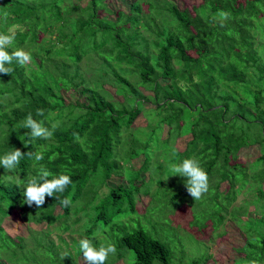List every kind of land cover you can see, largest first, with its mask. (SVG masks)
I'll list each match as a JSON object with an SVG mask.
<instances>
[{"label": "trees", "instance_id": "obj_1", "mask_svg": "<svg viewBox=\"0 0 264 264\" xmlns=\"http://www.w3.org/2000/svg\"><path fill=\"white\" fill-rule=\"evenodd\" d=\"M78 1L0 0V32L16 33L8 50L23 48L32 55L25 65L13 61V71L0 74V155L14 148L44 152L39 162L25 155L15 172L0 166V222L18 209L27 224H58L59 233L79 234L68 240L58 234L57 241L45 235L37 243L43 233L33 232L28 244L15 242L0 227V242L19 244L38 264H88L79 240L101 244L97 229L107 242L113 240L118 260L126 248L134 254L132 264H169L168 243L141 228L126 231V223L160 214L173 229L187 209V224L175 222L177 227L194 236L214 235L225 220H235L245 242L234 263L264 264V0H202L183 11L170 0H134L127 13L109 11L106 0ZM101 11L114 19L102 18ZM108 84L113 94L104 88ZM79 89L86 102L66 103L59 93ZM29 113L49 128L58 124L51 138L24 144L30 130L21 122ZM139 116L146 119L144 128L134 127ZM184 136L191 139L180 152L174 144ZM254 147L258 155L242 162V151ZM141 155L143 164L134 170L129 163ZM192 156L209 175V190L199 200L171 170ZM40 165L71 176L60 194L70 197L69 206L52 196L41 206L22 202L24 182ZM150 170L158 175L136 184ZM112 177L128 186H110ZM142 188L148 194L156 189L164 204L155 205L151 196L139 214L134 192ZM241 192L250 195L249 203L236 206ZM82 218V231L75 230ZM71 240L77 242L73 252L66 247Z\"/></svg>", "mask_w": 264, "mask_h": 264}, {"label": "rangeland", "instance_id": "obj_2", "mask_svg": "<svg viewBox=\"0 0 264 264\" xmlns=\"http://www.w3.org/2000/svg\"><path fill=\"white\" fill-rule=\"evenodd\" d=\"M74 2H80L78 0H73ZM173 2L179 10L183 11L185 9L191 10L193 6H198L202 3V0H170ZM134 2V0H106V5L109 11H123L127 13L129 11L130 5ZM83 5H85V1H83ZM100 16L105 19L113 20L114 16L112 13L107 11H101ZM14 32V29L11 30ZM90 63L84 61L82 63V67L84 66L85 69H88ZM89 78H93V75ZM94 81H97L94 78ZM167 81H161V83H165ZM104 88L109 91L110 93H114L115 89L113 85L108 84ZM81 89L78 91L75 90H60L59 93L63 95L66 103H75L77 100L86 102V96L80 92ZM145 94H151L149 92H145ZM121 100V97H119ZM146 106H151L147 104ZM143 117V118H142ZM146 119L144 116H139L135 123L134 127L136 128H144L146 126ZM161 137L164 139L167 137V127H163ZM191 139L190 136H184L176 140L175 147L178 151H184L186 148V144ZM258 155V148H250L247 150L242 151L241 154V161L248 162L254 157ZM144 161L143 156L133 159L129 165L134 170L139 169L142 166ZM149 173L143 174L142 172L137 180H139L136 184H140V179L144 178L145 181L149 179L150 173L152 175H158L156 173L153 174V171H147ZM160 173V172H159ZM142 175V176H141ZM263 177L262 175L259 178L251 179L254 181V184L260 182ZM168 180V179H167ZM249 180L250 185L252 181ZM108 184L110 186L116 187L119 184H122L124 187L128 186L127 181L121 180L120 178L112 177ZM221 189H226V185L223 184ZM264 189V183H263ZM107 187L101 190V194H105ZM137 194V202H136V210L139 214H143L146 210L150 197H155V205H163L165 200L158 201L157 199L160 197L159 192L154 189L152 194H148V190L146 188H142ZM250 195H244L242 192L237 196V200L235 201L234 205L241 206L242 204L249 203ZM158 201V202H157ZM253 206H250V209L253 210ZM59 210L57 209L56 212ZM128 215V214H127ZM125 215V216H127ZM160 214H146V215H139L137 218H133L132 223H126V231H132L133 229L141 228L151 234L156 239H159L163 242L169 244L172 256L169 264H195V260H200L202 257L207 255L208 259L204 262H200L199 264H235L234 262L240 258V254L237 252V249L243 247L245 242V236L243 233V229L239 228V225L236 223L235 220H225L224 224L218 231H214L215 234L212 235L210 232L206 233L205 231L200 236H194L196 234L195 231L189 230L188 228H183L182 226L176 225L175 222H181L182 225H186L188 220L186 216L188 215L187 209H184L180 212L179 219L180 221H174L173 229L169 227V222L162 219ZM245 218V217H244ZM243 218V219H244ZM71 222L75 220L74 216H71ZM245 220V219H244ZM86 219L82 218L78 224H75V230L81 227V224L85 222ZM159 224V225H158ZM45 223H26L18 209L11 212L8 217H5L0 222V227L2 228L3 232L9 237L12 238L15 242L18 239H24L27 241L28 244L31 242V233L38 232L43 233V235H39L35 238L36 242H43L45 239V235L50 236L54 241H57L58 236L68 240L72 237L79 238L78 233H59V229L57 227L58 224L54 225L53 227H48ZM82 231V229H79ZM173 230V231H172ZM2 232V233H3ZM1 233V232H0ZM59 234V235H58ZM95 236L100 238V243H108V237H102L101 233L95 229ZM35 243V242H34ZM59 244V242H56ZM77 242L74 240L68 241L66 243V247L71 250L72 252L75 251L74 248L71 249L73 245ZM113 243V240H112ZM10 244V243H9ZM8 240H3L0 242V264H38L33 259H31L32 255H28L26 250H22L19 247V244L9 245ZM121 254H123V258L120 260L117 259L118 252L117 250L115 253L109 254V257L106 262L110 264H132L134 260V254L132 251L122 248ZM74 255V254H73ZM33 257V256H32ZM76 258V256H74ZM84 258V257H82ZM115 260H118L115 262ZM42 264H44L42 262ZM59 264V263H58ZM62 264H73V260H62ZM158 264V263H156ZM160 264V263H159ZM198 264V263H196Z\"/></svg>", "mask_w": 264, "mask_h": 264}, {"label": "clouds", "instance_id": "obj_3", "mask_svg": "<svg viewBox=\"0 0 264 264\" xmlns=\"http://www.w3.org/2000/svg\"><path fill=\"white\" fill-rule=\"evenodd\" d=\"M228 13L221 12L222 17H226ZM16 33L0 32V74L11 73L13 71L11 65L16 61L20 65H25L32 59L30 52L23 48H15L10 52L8 49L14 44ZM42 111V110H40ZM23 128L29 131V140H25V145H33L32 141L36 138L47 140L53 136V130L58 124H53L49 128L43 121H38L29 113L21 122ZM28 155L39 162L44 159V152L35 150L24 152L20 148H14L0 155V166L11 172H15L21 163L22 158ZM172 172L179 174L183 178V182L188 193L196 200L202 198L203 194L209 190V175L200 161L195 157L184 158L181 162L172 166ZM51 177V178H49ZM72 183V178L67 173L53 174L46 166L40 165L37 173L30 176L24 182L22 191L23 201L29 206L35 204L41 206L45 204L46 196L56 197L60 199L62 206H69L72 201L70 197L60 198L66 187ZM79 249L88 264H105L109 254L115 253L116 247L113 243H101L97 245L90 238L84 237L79 240Z\"/></svg>", "mask_w": 264, "mask_h": 264}, {"label": "bare ground", "instance_id": "obj_4", "mask_svg": "<svg viewBox=\"0 0 264 264\" xmlns=\"http://www.w3.org/2000/svg\"><path fill=\"white\" fill-rule=\"evenodd\" d=\"M3 13V12H2ZM140 14V13H139ZM119 26V25H118ZM95 30V29H94ZM95 33V32H94ZM106 35H108V34H106ZM104 39V38H103ZM82 55V54H81ZM63 60V59H62ZM79 60V59H78ZM80 62V61H79ZM110 69H112V68H110ZM111 76V75H110ZM143 118V117H142ZM27 146V145H26ZM6 206V205H5Z\"/></svg>", "mask_w": 264, "mask_h": 264}]
</instances>
